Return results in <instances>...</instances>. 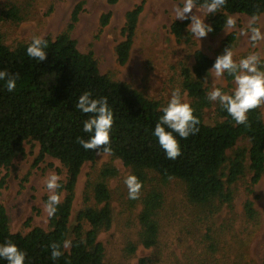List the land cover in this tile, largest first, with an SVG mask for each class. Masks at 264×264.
I'll return each instance as SVG.
<instances>
[{"label":"trees","instance_id":"1","mask_svg":"<svg viewBox=\"0 0 264 264\" xmlns=\"http://www.w3.org/2000/svg\"><path fill=\"white\" fill-rule=\"evenodd\" d=\"M118 1L109 0V3ZM203 3L204 0H197L198 6ZM143 9L144 4H141L126 14L123 41L115 49L117 63L121 66L130 58ZM80 10V7L76 8L71 22L60 35L54 39L45 38L48 55L43 62L27 55L32 41L19 43L13 49L5 44L0 33V71L19 74L13 92H9L5 81L0 80V166L8 169L17 158L25 155V144L34 141L40 146L35 165L50 156L67 170L66 180L60 182L62 187L58 189L65 197L55 216L49 217L50 230L37 227L27 234L12 233L6 209L0 204V244L8 240L17 244L27 253L26 264H105V249L98 236L112 223L111 196L106 179L117 175L116 169L104 168L92 187L95 205L79 213L76 226H69L80 169L98 156L77 142L78 138L88 140L92 135L83 130V122L91 114L86 115L76 108L78 98L85 92H90L93 98H108L114 113L110 155L130 168L132 175L143 185L150 180L151 174L158 175L164 183L179 180L185 186L187 200L206 207L214 206L217 200L231 202L234 193L231 187L241 179L250 176L251 184L255 186L264 178V115L261 108L248 113L250 126L237 125L219 103L214 111V123L206 124L204 119L205 112L214 105L207 98L209 89L205 79L208 70L226 48L233 49L236 32L222 41L213 57L196 50L193 66H182V88L191 99L194 115L200 120V131L186 140L174 133L180 141L182 154L170 160L153 135L155 125L163 115L162 109L168 103L153 100L125 82L102 75L94 54L79 51L71 33L79 20ZM236 14L261 16L264 0H227L220 12L209 16L208 24L214 28L209 34L218 36L224 31L227 16ZM25 17L23 7L18 5H9L0 11L1 22L17 25ZM110 18L111 13L103 15L101 26L106 27ZM189 24V20L174 21L170 30L179 43L194 46ZM225 80L231 88L233 78L225 74ZM240 142L248 145L239 147ZM5 181L3 178L0 188ZM141 204V244L152 248L157 245L160 232L158 213L163 204L162 192L153 189L141 199ZM247 210L252 216L250 203ZM82 222L89 224L88 230ZM65 240L72 242L71 248L64 250L58 260H53L51 243ZM135 249L131 246L130 253ZM0 264H7V261L0 258ZM141 264L146 261L142 260Z\"/></svg>","mask_w":264,"mask_h":264},{"label":"rangeland","instance_id":"2","mask_svg":"<svg viewBox=\"0 0 264 264\" xmlns=\"http://www.w3.org/2000/svg\"><path fill=\"white\" fill-rule=\"evenodd\" d=\"M182 3L183 0H119L116 4H110L109 0H0V11L9 5H18L23 7L27 16L17 25L0 21V33L5 44L13 49L19 43L31 42L34 36L54 39L67 28L74 11L80 7L79 20L71 37L80 52L94 54L102 75L125 82L164 104L171 99L173 90L180 88L184 102L190 104L191 99L182 88V66H193L196 50L213 57L229 34L224 30L215 37L208 34L201 41L193 36L194 46L179 43L170 28L174 21H184L175 20L173 13V7L182 6ZM141 4L144 9L130 58L121 66L117 63L115 49L123 41L126 14ZM107 13H111L110 22L102 27L101 18ZM198 14L207 15L203 10ZM210 15L205 18L207 24ZM231 16L238 18L237 28L232 31L237 33L233 47L235 58L240 59L253 51L264 55V42L254 49L246 37L239 35V29L247 26L250 17L243 14ZM260 17L264 31V14ZM206 79L209 91L218 86L232 93L235 87L232 83L229 88L225 77L220 82H214L209 75ZM213 103V108L205 112L206 124L215 121L218 102ZM261 110L264 115V108ZM247 145L238 144L239 147ZM39 153V144L30 141L25 144L24 156L17 158L8 169L0 166V182L3 178L6 180L0 188V204L6 209L12 233L27 234L37 227L50 230L49 216L45 211V199L50 195L46 177L56 173L62 178L60 182L65 181L67 170L50 156L35 165ZM104 168L117 170V175L106 179L111 196L112 223L98 236L105 249V264H141L142 260L146 264H263L264 178L252 186L251 177L247 176L231 187L234 192L231 202L217 200L214 206L203 207L187 200L181 181L164 183L158 175L151 174L150 180L143 185L140 198L133 200L129 199L124 183L126 176L132 175V170L110 154L97 156L94 162H88L80 169L69 223L71 228L78 224L81 211L95 205L92 187ZM153 189L163 195L158 213L160 232L157 245L145 248L140 239L141 199ZM64 197L65 193L62 201ZM249 203L252 216L247 210ZM82 223L88 230L89 224ZM131 246L136 247L134 253L129 251Z\"/></svg>","mask_w":264,"mask_h":264},{"label":"clouds","instance_id":"3","mask_svg":"<svg viewBox=\"0 0 264 264\" xmlns=\"http://www.w3.org/2000/svg\"><path fill=\"white\" fill-rule=\"evenodd\" d=\"M226 5L227 0H204V3L199 6L197 0H183L182 6L173 7L174 19H190L188 31L201 41L202 38H206L209 33L214 31L212 25L205 23L207 15L220 12ZM201 10L207 15L204 17L199 15ZM260 20L261 17L258 14H253L247 21V26L239 29V35L246 37L254 49L264 42V31L261 29ZM237 22L236 16H227L224 25L225 32L230 34L237 28ZM47 48L48 41L46 39L34 36L27 48V55L43 62L47 59ZM235 56L231 47L226 48L208 70V75L213 78L214 82L222 81L225 74L232 77L235 85L232 93H227L221 87L214 86L207 93V98L209 101L218 102L237 125L250 126L248 113L264 108V55L253 51L240 59H236ZM18 79V73L11 74L7 70L0 71V80L5 81L9 92L16 89ZM184 95L186 96V93ZM76 108L86 115L91 114L83 122V130L92 134L90 139L78 138L77 142L85 150L95 151L98 156L103 157L111 154V129L114 124V113L108 98H93L90 92H85L78 98ZM162 111L163 115L156 123L153 135L158 138L167 158L175 160L180 157L182 150L180 141L174 133L186 140L199 133L200 120L194 115L195 110L192 106L184 102L180 88L173 90L171 99ZM166 129H170V131ZM61 179L56 173L46 177V188L50 195L45 204V211L49 217L55 216L58 206L62 203V193L58 191L62 187ZM124 183L128 189L129 199H139L143 184L138 177L130 174L126 176ZM71 246L70 240L51 243V258L58 260L64 255V250L70 249ZM26 256L27 253L11 240L0 244V258L6 260L7 264H26Z\"/></svg>","mask_w":264,"mask_h":264}]
</instances>
